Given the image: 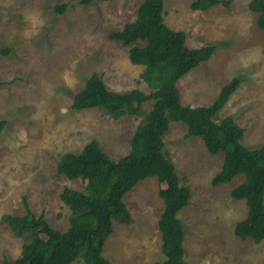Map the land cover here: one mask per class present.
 Listing matches in <instances>:
<instances>
[{
  "label": "rangeland",
  "instance_id": "374dc122",
  "mask_svg": "<svg viewBox=\"0 0 264 264\" xmlns=\"http://www.w3.org/2000/svg\"><path fill=\"white\" fill-rule=\"evenodd\" d=\"M142 0H0V261L16 258L23 237L2 220L3 213L22 214L23 199L55 228L69 226L70 209L59 194L65 186L85 190V180L70 179L56 169L60 155L78 152L91 138L116 159L128 152L141 116H114L98 107L72 109L74 93L86 77L98 72L112 90L150 86L140 77L144 66L129 59V46L110 39L112 29L136 17ZM192 0H164V21L185 32L190 47L214 44L211 56L177 80L182 103L205 105L221 86L237 77L216 119L231 115L244 128L248 147L264 141V29L249 0H229L205 10ZM64 4L62 11L56 6ZM143 43V41H141ZM151 107V100L143 104ZM171 120L163 135L164 154L172 160L182 184L191 188L178 212L184 228V259L189 264H264V239L255 242L234 233L244 217V199L230 194L244 179L213 184L223 152L208 151L199 136ZM155 176L139 180L124 195L131 221H113L102 254L118 264H154L164 258L157 221L163 209ZM70 264H83L81 257Z\"/></svg>",
  "mask_w": 264,
  "mask_h": 264
},
{
  "label": "trees",
  "instance_id": "16d2710c",
  "mask_svg": "<svg viewBox=\"0 0 264 264\" xmlns=\"http://www.w3.org/2000/svg\"><path fill=\"white\" fill-rule=\"evenodd\" d=\"M82 4L94 0H78ZM229 4V0H192L193 9L205 10L211 5ZM64 4L56 8L62 11ZM248 7L257 13L256 23L264 29V0H249ZM110 39L129 46V59L144 66L140 77L150 86L146 93L139 87L124 91L110 89L96 71L90 73L84 86L71 100L72 109L98 107L114 116H141L127 153L112 158L96 138L88 140L80 151L63 152L56 169L70 179L85 180V190L65 186L59 196L70 209L69 226L61 231L52 226L44 212L36 214L23 199L22 214L3 213L2 220L23 237L20 254L4 258L0 264H70L81 257L83 264H118L102 254L113 221L128 223L130 210L124 195L139 180L155 176L165 186L159 189L163 209L157 221L161 232L164 258L154 264H189L184 259V228L178 212L188 203L191 188L182 184L174 163L163 152V135L171 120L186 124V136H199L208 151L223 152L220 169L211 182L230 181L242 173L244 179L233 186L230 194L244 199L247 212L234 224V233L255 242L264 239V141L248 147L241 137L244 128L231 115L216 119L229 95L237 87V77L224 83L209 104L192 106L180 98L177 80L201 61L208 59L214 44L187 46L186 34L164 21V0H142L134 20L108 33ZM143 41V43H141ZM9 48H0L8 53ZM1 83V80H0ZM151 100V107L143 104ZM6 120L0 118V132Z\"/></svg>",
  "mask_w": 264,
  "mask_h": 264
}]
</instances>
